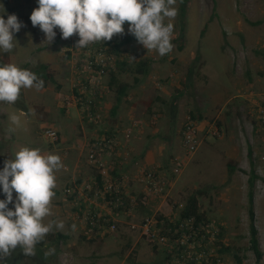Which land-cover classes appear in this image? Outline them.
Instances as JSON below:
<instances>
[{"label":"rangeland","instance_id":"rangeland-1","mask_svg":"<svg viewBox=\"0 0 264 264\" xmlns=\"http://www.w3.org/2000/svg\"><path fill=\"white\" fill-rule=\"evenodd\" d=\"M0 4L7 14L17 15L23 24L21 30L15 34L18 46L12 52L0 53V57L5 56L6 63H14L20 67L27 64L26 69L31 71L46 64L52 76V80H47V84L40 90L22 89L15 103L26 105L25 118L29 122L23 119V126L10 135L9 142L16 150L22 146L39 148L41 151L56 146V149L62 150L65 148L64 144L55 141L54 144H58L52 145L43 135L46 128L53 127L51 125H55L58 130L62 128L63 133L68 123L78 121L76 111L68 114L61 104L67 93L68 96L71 95L74 78L81 65L80 57L68 51L76 35L61 39L59 30L56 29L55 40L47 44L44 33L39 27H33L29 19L33 9L37 7L35 0H0ZM175 7L177 15L171 21L174 31L170 53L160 56L154 50L147 51L136 40L124 44L122 53L136 59L149 57L160 67V71L167 74L178 72L180 82L185 87L181 92L185 91L189 109L198 106L201 111L203 109L207 112L204 123L201 119L197 120L201 128V144L198 151L188 155L182 143L181 163H184V166L181 172L176 174L177 196L170 197V189L167 190L168 195L163 196L167 197L163 210H157L155 207L153 211L151 209L145 214L140 207H136L134 209L137 218L125 217L118 223L116 233L105 234L104 238L96 237L88 243H82L77 252L71 251L68 256L60 257L61 252L46 255L50 264H73L69 255L74 256L75 264H88L86 261L91 264H168L170 259L167 252L156 249L141 238L139 232H135L136 240L140 239L139 245L134 247L132 241L125 245L126 235L130 231L129 222L140 221L142 216L152 215L156 211L167 218L177 219L188 197L197 193L198 189L203 190L200 203L209 222L218 229L223 227L225 231V236L215 242L214 253L221 257L223 264H237L231 254L221 250L225 247L238 248L239 255L244 256L243 264H256L255 254L250 248L248 180L253 166L247 155L250 143H242L243 162L239 163V167L236 164L238 170L233 175H229L226 170L230 158L226 157V151L220 145L235 134L233 131L237 132L240 125L242 135L250 137V134H254L259 139L261 137L259 152L263 150V132L257 125V113L247 97L250 99L252 93L264 92V0H190L183 32L178 1ZM127 26L124 25L123 34L113 37V42L120 43L131 35L127 32ZM180 42H183L182 48ZM16 105H13V108H16ZM190 111L188 116L193 114L189 113ZM4 113L6 111L0 116V167H3L4 160L15 152H12L11 144L7 143L8 140L3 136L5 126L7 132L10 126ZM178 115L182 119L181 110ZM243 120L248 124L245 130ZM210 123L221 127L220 136L207 133ZM251 146L253 147V143ZM61 153L62 151H55L60 157ZM258 156L259 154L253 157L256 173L259 175L254 188V210L255 225L259 231L261 249L264 251V162H261ZM62 162L64 165L68 164L67 161ZM223 182L224 184H221ZM63 186L64 184L58 187L62 193ZM133 194L138 195V191ZM59 198L63 196L59 195ZM161 200L162 197H157L156 202ZM60 202L65 203L61 210H66V201ZM71 207L73 212L74 206ZM68 230H72V227L65 225L60 231ZM56 231L49 233L45 238L47 249L54 248L49 244L54 245L58 237Z\"/></svg>","mask_w":264,"mask_h":264},{"label":"clouds","instance_id":"clouds-1","mask_svg":"<svg viewBox=\"0 0 264 264\" xmlns=\"http://www.w3.org/2000/svg\"><path fill=\"white\" fill-rule=\"evenodd\" d=\"M36 3L29 19L33 27L44 33L47 44L55 40L58 29L61 39L76 35L74 48L85 49L123 34L127 22V32L147 51L154 50L160 56L172 51L171 21L177 15L176 0H36ZM22 27L17 15L7 14L0 4V53L12 52L18 46L15 34ZM42 88L44 81L35 72L14 63H0V102L14 104L22 89ZM7 118L8 132L15 134L23 126L21 115L11 113ZM63 168L58 154H43L41 149L29 146L20 147L4 160L0 168L3 197L0 198V264H8L17 249L26 257L34 256L37 245L49 233L65 227L63 220L51 218L56 173ZM53 254L55 248L45 253Z\"/></svg>","mask_w":264,"mask_h":264},{"label":"crops","instance_id":"crops-1","mask_svg":"<svg viewBox=\"0 0 264 264\" xmlns=\"http://www.w3.org/2000/svg\"><path fill=\"white\" fill-rule=\"evenodd\" d=\"M137 76L139 75L134 72L115 70L113 75L110 74L104 78V92L98 97L97 107L94 108L95 113L101 115L100 118L91 120L80 109L72 107L73 109H67L66 111L69 114L75 110L78 114V121L68 123L63 129V133L61 132L62 128L58 130L55 125H51L60 133L59 143L64 144L65 148L63 147L62 150H59L54 146L53 148L45 149L42 153L48 154L49 152H54L53 154H55V151H62L61 159L68 162L67 165H64L63 171H58L56 174L55 196L51 202L54 213V217L51 218L63 220L64 225L72 227V230L62 231L63 233L60 230L56 231L57 235L61 232L65 236V241L60 244V257L68 256V253L71 251L77 252L82 243H88L96 237L104 238L98 235L95 228L91 227L85 218H82L83 216L80 217V215L84 214L82 209L79 213H77L76 208L71 212V206H74V204L68 200L64 193L66 187L73 185L80 179L83 181L93 180L96 176L97 171L89 163L87 156L89 150L88 143L95 137L107 134L116 140L117 146L106 156V160L114 164L116 169L115 175H127L129 183L125 187L128 191L133 193L138 191L140 193L143 187L136 177L146 169H156L163 178H171L172 185L169 188V195L170 197L177 196L175 190L177 178L173 175L172 168L176 158L182 159V130L188 117V111L191 110L189 113L201 117L202 123L205 122L207 112L203 109L201 111L198 106L189 109L185 91L181 92L185 87L180 82L181 77L178 72L167 74L164 71H160V67L153 62L151 72L146 78L137 81ZM122 92L123 94H121ZM122 95L124 96L121 97ZM61 104L63 105V101H61ZM13 105H16V103L7 104L0 102V116H2L4 111H6L4 113L6 117L11 113H16L21 115L22 122L23 119L29 122L25 118L27 113L26 105L22 104L25 107L24 110L17 105L15 106L16 108H13ZM62 108L64 107L62 106ZM180 110L183 113L182 119L178 115ZM243 121V129L245 130L248 124L246 120ZM133 124H136L134 134L128 139L125 132L131 126L133 127ZM241 129L242 126L239 125L238 131H233L235 134L231 135L220 145L225 149L226 154H224L227 158H230L229 161H233L236 168L235 171L241 166L239 163L243 162L242 143L246 145L250 143L247 155L250 158V163L252 161L253 165V157L262 151L261 149L259 152L261 137L259 139L254 134H250V137L244 136L240 133ZM252 130L251 127L250 131ZM10 135L5 126L3 136L8 140L6 142L9 144H11L9 142ZM252 143L253 147L251 146ZM50 144L57 145L58 143L54 144V142L50 141ZM6 146L8 147V144ZM10 149L12 152L16 151L13 144H11ZM249 150H252V156H250ZM229 161L227 162L226 169L228 174ZM236 164H238V167ZM63 184L62 193L58 190V187ZM221 184H224V182ZM59 195H62L63 198H59ZM60 200L66 201V206L69 210L67 207L66 210H61V207L65 203L60 202ZM163 201L161 200L158 203L156 199L153 200L151 208L141 207L142 213L146 214L151 209L153 211L155 207L157 209L163 207L164 209L165 202ZM100 209V211L104 212L102 208ZM116 214L120 221H123L125 217L137 218V213H133L132 216L121 212ZM75 230L78 231L75 232ZM128 232L125 245H129L131 241L134 242V247L139 245L140 239L136 240V233ZM69 257H71L73 264H75L74 256L69 255ZM86 262L91 264L88 261Z\"/></svg>","mask_w":264,"mask_h":264},{"label":"built area","instance_id":"built-area-1","mask_svg":"<svg viewBox=\"0 0 264 264\" xmlns=\"http://www.w3.org/2000/svg\"><path fill=\"white\" fill-rule=\"evenodd\" d=\"M77 40L78 37L75 36L68 51L80 57L81 65L74 78V89L70 96L66 95L62 106L68 110L80 109L89 119L95 120L101 117L95 113L94 108L97 107L98 97L104 92V78L114 68L117 57L110 52L107 41L78 49L74 48ZM247 100L255 109L257 125L263 132V150L258 158L264 162V92L252 93L251 98L247 97ZM135 126L136 124H133V127L126 130L128 139L133 136ZM200 131L198 122L188 117L182 130V142L188 155L198 151L201 144ZM207 133L220 136L222 129L218 124L210 123ZM43 136L55 142L60 138V133L48 127L44 130ZM116 146V140L107 134L97 136L88 143V161L100 173L103 180L102 187H99V181L95 178L93 181L76 182L64 191L78 206H81L82 201L87 202L82 218H85L100 236L118 231L119 220L115 217L116 210L124 212L128 207L129 210L141 206L150 207L151 202L157 200V197H162L163 202H166L167 197L163 196L167 195L166 192L172 184L171 178H163L156 169H146L136 177L143 190L138 195L128 191L125 187L129 183L127 175H115L114 164L106 160V156ZM181 161L175 159L172 168L174 176L179 174L184 166ZM94 188L96 196H100V201L99 198H91L87 194ZM93 204L97 208L96 211L92 209ZM100 208L104 212L100 211ZM157 210H163V207ZM160 215L163 217L161 218ZM130 228L139 232L140 237L156 249L165 250L170 259L168 264H223L221 257L214 253L215 242L220 237L219 229L211 223H197L195 217L167 218L156 211L152 215L144 216L140 222H131Z\"/></svg>","mask_w":264,"mask_h":264},{"label":"trees","instance_id":"trees-1","mask_svg":"<svg viewBox=\"0 0 264 264\" xmlns=\"http://www.w3.org/2000/svg\"><path fill=\"white\" fill-rule=\"evenodd\" d=\"M176 1H178L180 4L181 32H183L185 30V27H186V15H187L188 4H189L190 0H176ZM259 22L260 21H258V23ZM125 25H127V22L125 23ZM135 40L136 39L132 35H129V36L125 37L124 40L120 43L119 42L118 43L113 42V39L111 41H107V44H109V46H110V52H112L117 57L115 62H114V68L111 70V72L108 75H110V74L113 75L115 70H118L120 72H134L137 75H139L136 77V80L140 81L141 79L146 78L150 74L151 69H152V63H153L152 59H150L149 57L142 58V59H136L135 57H132V56L127 57V55H124L122 53L123 45L130 43L131 41H135ZM182 43L183 42H180V48H182V45H183ZM0 63H6L5 56L0 57ZM22 67L27 68L28 65L26 64ZM32 71L35 72L37 74V76L44 81V86H45V84H47L46 83L47 80H49V79L52 80L51 79L52 76H51L50 72L48 71V66L46 64H42L39 67L33 69ZM121 94H123V92ZM123 96L124 95H122L121 97H123ZM17 105L20 108H22V110H24L25 107L22 104H17ZM188 117H192L196 121L201 118V117L196 116L195 114H191ZM57 141H59V139ZM249 154H250V156H252V150H249ZM94 169H96V168L94 167ZM228 169H229V174L232 175L236 169L233 161H229ZM115 170L116 169H114L113 172H115ZM96 171H97V174L94 177V179L96 178V180L99 181L98 182L99 187H102L103 180H101V175L97 169H96ZM257 179H259V175L256 173L255 165H253L251 168L249 180H248V184L250 187L249 192H248V198H249V202H250V207H249L250 248L255 254L256 264H262V260L264 257V251L261 249L259 231L255 225V210H254V188H255V183H256ZM93 180H88V181H93ZM85 181H87V180H85ZM81 182H83L82 179H80L78 181V183H81ZM202 193H203V190L199 189V190H197V193H194L188 197L187 201L183 205V208L180 210V216H179L180 219L195 217L197 220V223H205V224L210 223L209 222L210 220L208 219L207 213L202 208L201 203H200V195ZM87 194L91 198H95V199L99 198L98 201L101 200L100 196H96L95 188L91 191H88ZM67 198H68V200L73 202L71 197L67 196ZM73 204H74V210L76 208V210L78 211L77 213L81 212V209H82V212H84L86 209L85 205L87 206V202H85V201H82L81 206L76 205L74 202H73ZM141 207H146V206H141ZM92 209L94 211H96V209H97L94 204L92 205ZM135 211H136L135 209L129 210V207H128L124 210V212L116 210V213L123 212L126 215L129 214L130 216H132L133 213H136ZM116 213H115V217L118 219ZM80 216H82V215H80ZM145 216H147V215H145ZM143 217L144 216H142V219H143ZM160 217L162 218L163 216L160 215ZM140 221H134L133 220L131 222H140ZM131 222H129L130 231L137 232V231L132 230L130 228ZM118 223H120V220ZM219 234H220L219 238H221V237L223 238L225 236V231L223 230V227H219ZM64 240H65V236L62 233H60V234H58L57 239L54 241V245H53V243L49 244L51 246H54L56 254L60 252V244ZM47 248H48V245H46L45 240H44L43 243L37 245L36 253L34 256H31V257L24 256L19 251V249H17V251L9 258L8 264H50L46 260V255H45V253H46L45 250H48ZM221 251H223V252L226 251V253L231 254L234 257L237 264H243L244 256L239 255L240 249H238V248L233 249L232 247H225Z\"/></svg>","mask_w":264,"mask_h":264}]
</instances>
